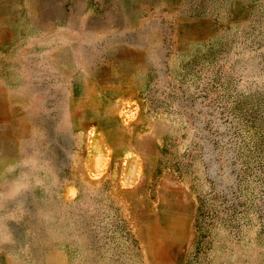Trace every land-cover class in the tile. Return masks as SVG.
Instances as JSON below:
<instances>
[{
  "label": "rangeland",
  "instance_id": "rangeland-1",
  "mask_svg": "<svg viewBox=\"0 0 264 264\" xmlns=\"http://www.w3.org/2000/svg\"><path fill=\"white\" fill-rule=\"evenodd\" d=\"M0 264H264V0H0Z\"/></svg>",
  "mask_w": 264,
  "mask_h": 264
}]
</instances>
